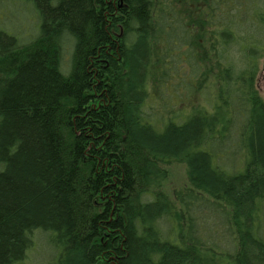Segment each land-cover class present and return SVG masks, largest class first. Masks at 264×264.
I'll return each instance as SVG.
<instances>
[{
  "label": "trees",
  "instance_id": "obj_1",
  "mask_svg": "<svg viewBox=\"0 0 264 264\" xmlns=\"http://www.w3.org/2000/svg\"><path fill=\"white\" fill-rule=\"evenodd\" d=\"M12 1L38 26L0 19V264L42 235L48 264H264V0Z\"/></svg>",
  "mask_w": 264,
  "mask_h": 264
},
{
  "label": "rangeland",
  "instance_id": "obj_2",
  "mask_svg": "<svg viewBox=\"0 0 264 264\" xmlns=\"http://www.w3.org/2000/svg\"><path fill=\"white\" fill-rule=\"evenodd\" d=\"M196 3H191L193 9L196 8ZM201 4V3H200ZM4 15L1 18H5L3 23L5 27L13 28L11 31L16 32L20 35L21 38L28 39L32 36V33L36 32L38 21L35 14L31 11L30 7H25L18 2L17 4H13L12 0H6L4 4H2ZM20 15V16H19ZM5 16V17H4ZM1 22V20H0ZM72 46L68 45L66 48L65 56H64V64L70 66L71 58H72ZM259 75L257 78V88L259 93L264 99V56L259 59ZM156 83V87L152 88V96L153 99L157 100L162 104L163 99L170 102L172 107H175L176 110L179 109L180 106V95L173 96L169 93V91L165 90L167 87L163 88L165 90L163 92L161 87L157 81H152L151 84L154 85ZM177 83V82H176ZM170 87H173L170 85ZM173 90V88H171ZM170 90V89H169ZM171 90V92H172ZM180 91H177L179 94ZM169 103V104H170ZM184 107V104L182 105ZM188 185V176H187V167L184 164L174 163L169 166V177L166 185V190L170 193H173L176 190H180ZM42 235V234H41ZM46 235H42V239H40V243L38 246H34L30 249L26 255V258L20 264H48L50 261V256H53L50 252V247L47 244Z\"/></svg>",
  "mask_w": 264,
  "mask_h": 264
}]
</instances>
